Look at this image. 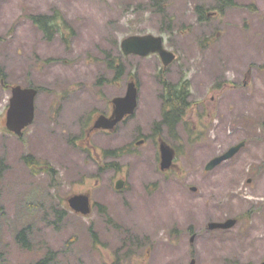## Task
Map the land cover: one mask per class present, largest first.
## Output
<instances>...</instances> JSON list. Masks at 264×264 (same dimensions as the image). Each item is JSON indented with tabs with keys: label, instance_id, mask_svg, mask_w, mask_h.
Segmentation results:
<instances>
[{
	"label": "rangeland",
	"instance_id": "rangeland-1",
	"mask_svg": "<svg viewBox=\"0 0 264 264\" xmlns=\"http://www.w3.org/2000/svg\"><path fill=\"white\" fill-rule=\"evenodd\" d=\"M232 1L225 7L219 0L0 1L2 264H31L48 250L57 264L247 260L242 238H264V0ZM56 13L52 37L31 18ZM146 33L162 35L176 53L167 67L155 53L122 54L123 38ZM112 58L124 63L122 77L109 67ZM161 70L171 82L190 81V105L174 133L160 123ZM133 78L135 113L87 142L88 124L109 111ZM6 83L41 88L35 120L20 137L6 128ZM137 131L145 134L141 144L133 140ZM160 138L177 149L166 172L159 169ZM241 141L232 158L205 169ZM121 147V155L105 154ZM27 154L53 171L28 165ZM121 176L128 187L116 193L113 183ZM85 191L97 203L89 215L67 203ZM227 217L239 221L224 230L207 227ZM29 223L25 248L15 234Z\"/></svg>",
	"mask_w": 264,
	"mask_h": 264
},
{
	"label": "water",
	"instance_id": "water-1",
	"mask_svg": "<svg viewBox=\"0 0 264 264\" xmlns=\"http://www.w3.org/2000/svg\"><path fill=\"white\" fill-rule=\"evenodd\" d=\"M121 49L125 55L135 54L147 56L151 53H158L161 57L164 66H168L176 59L174 51L165 46L162 35L152 33L146 34H132L121 40ZM12 95L10 98L9 107L6 114V126L17 135H22L24 129L30 125L35 118V97L38 89L35 87H23L20 84L11 86ZM113 110L110 116L100 114L94 121V128L113 129L126 116L133 114L138 106V86L134 79L129 80L124 95L116 96L112 99ZM142 143L139 141L138 144ZM245 141H241L222 154L213 157L206 165L207 170L215 168L218 164L232 158L242 146ZM160 150V168L166 170L173 165V160L176 155L175 148L166 140L161 139L159 144ZM123 186V181L118 180L117 188ZM196 189L195 186L192 187ZM70 208L83 215L92 212L91 196L88 192L74 193L67 198ZM237 223L234 217L223 221H210L208 226L214 228H230ZM225 264H239V263H225Z\"/></svg>",
	"mask_w": 264,
	"mask_h": 264
},
{
	"label": "trees",
	"instance_id": "trees-1",
	"mask_svg": "<svg viewBox=\"0 0 264 264\" xmlns=\"http://www.w3.org/2000/svg\"><path fill=\"white\" fill-rule=\"evenodd\" d=\"M222 2L223 6L230 4H235L232 0H219ZM197 10L202 13L201 7H197ZM58 13L54 15H31L33 22L43 29L49 37H52L53 27L56 25ZM202 16V15H201ZM56 19V20H55ZM115 59L112 58L108 61L109 67L115 69L116 77H122L124 74V63L119 64L114 63ZM4 71L0 68V77L5 78ZM115 78V77H114ZM160 79L164 86V108L162 110V118L160 123L169 127L170 132L174 133L177 126L184 120L186 111L190 105L189 94H190V81L183 80L178 83L171 82L167 79L165 71H160ZM31 85V84H30ZM40 88V86H36ZM126 151L125 147L119 149L107 150L105 154L110 155H121ZM24 161L28 165L37 166L38 163L42 164V168L46 171H53V167L49 163H42L35 159L34 155L27 154L24 157ZM42 161V160H41ZM108 167L116 166V162H108L106 164ZM5 168L4 159L0 157V177L3 169ZM115 168V167H114ZM38 194H36L37 196ZM100 211L107 213L106 208L101 206ZM31 224L24 225L21 229L17 230L15 237L17 241L25 248H30L28 243L29 233L31 229ZM1 251H0V263L1 261ZM31 264H57L56 255L53 251L48 250L40 258L32 262Z\"/></svg>",
	"mask_w": 264,
	"mask_h": 264
},
{
	"label": "flooded vegetation",
	"instance_id": "flooded-vegetation-1",
	"mask_svg": "<svg viewBox=\"0 0 264 264\" xmlns=\"http://www.w3.org/2000/svg\"><path fill=\"white\" fill-rule=\"evenodd\" d=\"M104 113V112H103ZM111 113H112V102H111V104H110V109H109V111L108 112H106L105 114H107V115H111ZM128 117H130V116H128ZM128 117L127 118H125V120H123V122L124 121H126L127 119H128ZM93 122H94V120H93ZM93 122L91 123V124H88V130L86 131V135H85V139H87V142L89 141V138H90V136H92V135H94V134H96V133H98V132H104V133H110V132H112V131H114L116 128H117V126L121 123H119V124H117V126L114 128V129H112V130H108V129H95V128H93ZM145 136V134H143L142 133V131H137L136 133H135V135H134V142L135 143H137V142H139V141H143V140H145L143 137ZM87 137V138H86ZM85 144H86V140H85ZM85 147L87 148V146L85 145ZM117 166V165H116ZM116 166H113V167H115V168H117ZM111 168V167H110ZM120 168V167H119ZM118 168V169H119ZM103 169H106V168H103ZM116 173V172H115ZM118 180H122L123 181V186L121 187V188H117L116 187V183H117V181ZM128 187V185H127V183L125 182V177L123 176H121V177H119L118 179H116V181H114V183H113V190L116 192V193H122L124 190H125V188H127ZM88 193H90L91 194V202H92V206H93V208L96 206V200H95V198H94V196H93V193H92V191H88ZM211 230V229H210ZM221 230H223V229H221ZM185 231V230H184ZM186 233H190L191 235V237H190V240H191V242L192 243H194L193 241L195 240V237H196V235H197V233H196V231H194L193 230V228L192 227H190L189 229H188V231H186ZM264 238L263 237H252V236H246V237H243L242 238V242L245 244L244 246H243V250H244V253H245V257H246V261L245 262H243L242 261V259H229V260H225L223 263H221V264H224V263H232V262H237V263H239V264H264V240H263ZM235 243H239V242H235ZM171 244L172 245H175L176 244V242H175V240H172V242H171ZM131 245V244H130ZM125 246H126V244H124V245H122L120 248H119V251L124 247L125 248ZM128 250H129V247H128ZM130 250H132V249H130ZM151 251L152 250H148V253L149 254H151ZM132 252V251H131ZM171 252L170 251H168V252H165L164 254H165V256L167 257L169 254H170ZM194 253V250L192 249V252H189V257H191V255ZM127 254V253H126ZM170 259H172V258H170ZM195 262H196V259H195V257H193V258H191V262H190V264H195ZM184 263V261H179L177 264H183Z\"/></svg>",
	"mask_w": 264,
	"mask_h": 264
}]
</instances>
